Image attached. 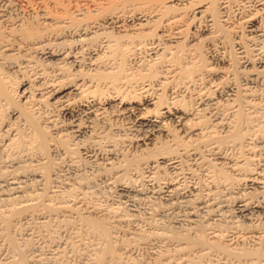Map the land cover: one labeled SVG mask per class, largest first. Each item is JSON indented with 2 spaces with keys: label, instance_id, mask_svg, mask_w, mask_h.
Returning a JSON list of instances; mask_svg holds the SVG:
<instances>
[{
  "label": "bare ground",
  "instance_id": "bare-ground-1",
  "mask_svg": "<svg viewBox=\"0 0 264 264\" xmlns=\"http://www.w3.org/2000/svg\"><path fill=\"white\" fill-rule=\"evenodd\" d=\"M18 163L41 188L0 193V264H264V227L153 232L49 186L62 163L264 209V0H0V177Z\"/></svg>",
  "mask_w": 264,
  "mask_h": 264
},
{
  "label": "rangeland",
  "instance_id": "rangeland-1",
  "mask_svg": "<svg viewBox=\"0 0 264 264\" xmlns=\"http://www.w3.org/2000/svg\"><path fill=\"white\" fill-rule=\"evenodd\" d=\"M56 161L59 162V158L52 161V166H54V162ZM22 165L23 163H18L6 167L8 169L4 167V170L8 171L7 173H12V175L10 177L11 179L7 178V176L4 178L0 177V184H2L0 185L2 188H0L2 190H0V193L3 192L2 196L8 194L18 195L22 190L41 188V184L39 183L41 178L39 176L30 174V172L28 173V171H26L27 173H24L21 170L22 168H19ZM60 165L62 167H60L58 171L55 170L54 167L51 168V172L49 174V186L52 189L76 190L80 197L83 196L84 199L89 203L100 205L102 208L117 209L119 214L126 215L132 220L131 225H134L137 228L141 227L143 230L147 229L149 231L153 230V232H166L167 234H170L169 231L174 230L180 232L184 231L185 229L190 232L188 235L191 236V233L194 234L196 230H200L201 228L204 229L203 225L206 226L209 221L221 224L222 226H226L225 224H229L227 226H234L235 222H237L236 224H239V226L242 225L245 229L240 226L242 229L239 227V231L237 229H232L233 232L231 231L229 233L230 235L232 234L231 236L233 238H239L241 236L248 237L250 235H258V232H255V230L260 231L259 228L264 227V209L250 207V209L246 208L247 210L243 209L238 211L236 209L237 205L232 204L240 197V193L235 190L223 192L221 195L216 197L217 200H208L207 202H187L185 200H188V198L184 197H163L148 191L143 192L130 188L124 191H119L116 189L120 187L119 184L122 182H127L123 181V178L119 180V174L118 176L116 175L117 178L119 177L118 179L112 175V178L107 176L105 179H102L97 173L99 171L101 172V169L96 171L95 168L90 169L86 166H81L82 168H68V166L65 167V165L62 163H59V166ZM16 168L20 171H18ZM0 172L2 173V171ZM13 172L15 173V177L17 179L15 177L13 179ZM116 179L119 181H116ZM3 181L4 183H2ZM14 188H16V190H14ZM229 192L231 194H229ZM236 193L239 196H236ZM212 201L216 204L212 203ZM226 201H228V203L231 205L225 203ZM2 206H4V204H2ZM252 225L254 226L252 227ZM247 226H250L249 229L246 228ZM122 236L120 234L121 238ZM68 261L69 263H73L74 260L70 258Z\"/></svg>",
  "mask_w": 264,
  "mask_h": 264
}]
</instances>
